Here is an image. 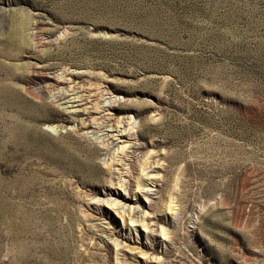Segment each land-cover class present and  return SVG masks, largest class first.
Wrapping results in <instances>:
<instances>
[{
    "label": "rangeland",
    "instance_id": "374dc122",
    "mask_svg": "<svg viewBox=\"0 0 264 264\" xmlns=\"http://www.w3.org/2000/svg\"><path fill=\"white\" fill-rule=\"evenodd\" d=\"M0 264H264V0H0Z\"/></svg>",
    "mask_w": 264,
    "mask_h": 264
},
{
    "label": "bare ground",
    "instance_id": "6f19581e",
    "mask_svg": "<svg viewBox=\"0 0 264 264\" xmlns=\"http://www.w3.org/2000/svg\"><path fill=\"white\" fill-rule=\"evenodd\" d=\"M48 78H50V81H55V82H61L62 80H61V75H59L58 73L57 74H54L53 76H47ZM45 89H43V91H44ZM55 97H57L58 99H57V101H62V102H67V94H66V92L62 89L61 91H59L58 90V92H56V94H55ZM54 101H56V100H54ZM63 112H74V113H76V112H78V110L77 109H74V110H69V111H66V110H64ZM81 127L83 128V127H86L85 126V124L84 123H81ZM51 129V128H50ZM52 130V129H51ZM54 130V129H53ZM83 134V133H82ZM97 145L100 147L101 146V148H103L104 150H107L108 149V144L105 142V141H103V140H98L97 139ZM125 146V145H124ZM100 149V148H99ZM120 149H122V147L120 148ZM118 151V150H117ZM97 205V204H96Z\"/></svg>",
    "mask_w": 264,
    "mask_h": 264
}]
</instances>
